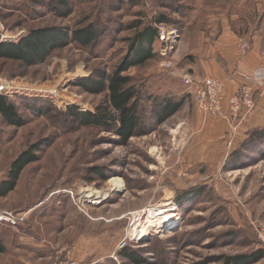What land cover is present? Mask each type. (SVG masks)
Segmentation results:
<instances>
[{"label": "rangeland", "instance_id": "rangeland-1", "mask_svg": "<svg viewBox=\"0 0 264 264\" xmlns=\"http://www.w3.org/2000/svg\"><path fill=\"white\" fill-rule=\"evenodd\" d=\"M70 1L72 11L65 18L55 0H0V42H18L33 28L71 29L96 15L100 3ZM108 10L99 17L110 37L105 51L69 45L25 72L0 61L2 78L20 89L3 95L25 120L24 127L14 129L0 118V182L9 160L35 142L42 144L39 161L25 168L15 191L0 198V214L18 220L16 226L0 225L7 249L0 264H221L225 256L264 249V143L240 146L247 132L264 126L233 139L256 108L236 126L229 110L217 116L230 129L217 143L201 135L194 89L183 82L185 76L195 84L210 77L202 76V68L227 32L241 37L249 49L244 36L264 20V0H142ZM159 15L171 20L165 25L170 42L156 44L159 56L128 72L143 93L146 134L122 145L112 132L69 123L71 109L94 112L104 101V95L84 93L76 83L96 71L111 72L133 34L127 24ZM157 98H183L184 105L160 125L153 114ZM30 105L51 111L35 115L26 108ZM95 169L105 179L94 175L87 182ZM112 178L121 188L109 189ZM98 192L105 195L97 205L85 199ZM185 192L192 195L183 199ZM161 208H171L176 220L150 228L138 240L136 228L148 226L149 211Z\"/></svg>", "mask_w": 264, "mask_h": 264}, {"label": "trees", "instance_id": "trees-1", "mask_svg": "<svg viewBox=\"0 0 264 264\" xmlns=\"http://www.w3.org/2000/svg\"><path fill=\"white\" fill-rule=\"evenodd\" d=\"M141 1L100 0L99 5L95 8L96 15L86 16L71 29L62 26L30 29L28 34L18 42H0V61L18 64L19 68L25 72L27 69L45 64L54 52L69 45L89 52L97 49L105 51L104 47L107 46L110 37L104 32L103 24L100 22L101 10L110 12L108 9L111 8L133 7L139 5ZM55 5L57 9L65 12L63 17L70 16L72 11L70 0H55ZM170 22L171 20L167 16L159 15L150 22H143L139 18L135 22L128 23V29L132 30L133 34L129 38L125 53L113 70L109 73L96 71L92 76L83 78L76 83L84 93L104 95V101L95 107L94 112H80L71 109L68 112V122L73 126L112 132L122 145H127L132 137L145 135L147 126L141 118L144 112V107L141 105L143 93L139 85L135 83V78L128 72L131 69L144 66L159 56L158 52L154 50V46L160 44L156 26L167 25ZM257 99L258 95L254 92L255 102ZM155 100L157 101L153 114L156 123L160 125L179 112L184 105L183 98L179 100L157 98ZM26 108L39 116H46L51 111L48 107L34 108L33 105L26 106ZM0 118L3 125L14 129H20L25 125V120L18 113L16 106L4 95H0ZM254 141L264 143V127L247 132L246 138L240 146H247ZM41 145V143L35 142L8 161L4 180L0 182V198L15 191L25 168L39 161ZM90 174L92 175L86 178L87 182H92L93 179L90 177L95 176L105 179V176L97 169L91 170ZM184 194L183 199L192 195L190 192ZM6 250L4 243L0 240V255ZM121 256L130 259L134 257L130 253H124ZM263 260L264 249L259 248L251 253L225 256L222 258L221 264H258Z\"/></svg>", "mask_w": 264, "mask_h": 264}, {"label": "crops", "instance_id": "crops-1", "mask_svg": "<svg viewBox=\"0 0 264 264\" xmlns=\"http://www.w3.org/2000/svg\"><path fill=\"white\" fill-rule=\"evenodd\" d=\"M251 31V32H249ZM248 34V35H247ZM244 36L249 39V49L245 55L238 52L239 39L234 32H227L219 38L217 52L210 57L206 67L202 68V76L217 78L223 84L222 114L228 115L227 99L242 85H250L258 95L256 111L240 127L233 139L238 140L240 135L246 134L248 130L264 122V84H255L246 80L245 75L254 70L264 68V20L260 18L254 28L248 27V33ZM239 42V43H238ZM258 109V110H257ZM196 122L202 130L201 135L217 140L220 143L224 137L230 134L227 121L221 117H210L201 114L195 109ZM236 143V142H235Z\"/></svg>", "mask_w": 264, "mask_h": 264}, {"label": "built area", "instance_id": "built-area-1", "mask_svg": "<svg viewBox=\"0 0 264 264\" xmlns=\"http://www.w3.org/2000/svg\"><path fill=\"white\" fill-rule=\"evenodd\" d=\"M158 32V40L161 45H166L170 42V32L167 26L159 24L156 26ZM4 36L1 35V38ZM248 49V43L246 41H240L238 45V52L240 55H245ZM161 55L166 56V49L162 50ZM162 65L169 67V61H163ZM246 80L255 84H264V68L254 70L251 74L245 75ZM183 82L188 87L194 89V101L198 110L205 115L211 117H217L222 115L223 97V84L215 78L207 77L201 80V82L195 84V82L189 77L185 76ZM19 87L15 84L6 82L0 75V95L7 92L12 94L13 91L19 92ZM227 105L229 110L228 118L236 126L241 120H244L253 110L256 108V102L254 100V90L248 84H244L234 92L232 96L227 99ZM95 196V197H94ZM95 194L85 196V199H91L90 204L97 205L99 203ZM102 198V197H101ZM170 201V198H167ZM166 201V200H165ZM167 205V204H166ZM18 220L8 213L0 214V225L16 226ZM158 229V228H157ZM158 231V230H157ZM138 241V240H136Z\"/></svg>", "mask_w": 264, "mask_h": 264}, {"label": "bare ground", "instance_id": "bare-ground-1", "mask_svg": "<svg viewBox=\"0 0 264 264\" xmlns=\"http://www.w3.org/2000/svg\"><path fill=\"white\" fill-rule=\"evenodd\" d=\"M121 184L120 181L118 180V178H112L110 181H109V189H113V188H121ZM111 189V190H112ZM115 190V189H114ZM96 196H98L97 198H100L103 197L105 195V193H95ZM90 196H92L90 194ZM103 199V198H102ZM169 207V206H168ZM159 209V208H158ZM155 210V212H151V210L149 211V222H148V226H145V227H141V228H136V237L138 240L142 239V238H145L146 235L148 234L149 229L150 228H158V227H161L162 225H166V224H169V223H172L176 220V215L174 213V211H172V209L170 208L169 210H166L164 208H161L160 209V212L159 210ZM155 219V220H153ZM156 232V230H155ZM135 234V233H134Z\"/></svg>", "mask_w": 264, "mask_h": 264}]
</instances>
